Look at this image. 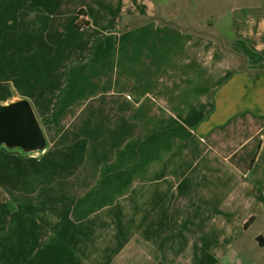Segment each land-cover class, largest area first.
<instances>
[{
    "label": "crops",
    "instance_id": "1",
    "mask_svg": "<svg viewBox=\"0 0 264 264\" xmlns=\"http://www.w3.org/2000/svg\"><path fill=\"white\" fill-rule=\"evenodd\" d=\"M252 1L214 16L232 28L219 24L216 35L160 15L170 12L157 3L172 0H126L130 9L116 14L141 10L142 21L77 48L63 115L79 104L86 152L79 167L67 165L95 189L65 212L80 252L66 264H241L246 223L264 213V0ZM248 2L255 11L241 8ZM79 9L82 33L93 21Z\"/></svg>",
    "mask_w": 264,
    "mask_h": 264
},
{
    "label": "rangeland",
    "instance_id": "2",
    "mask_svg": "<svg viewBox=\"0 0 264 264\" xmlns=\"http://www.w3.org/2000/svg\"><path fill=\"white\" fill-rule=\"evenodd\" d=\"M125 1L0 0V102L29 99L49 142V149L35 155L32 161L14 157L5 147L0 149V264H66L70 256L79 252L75 253L79 245L68 243L70 235L64 226L70 213L65 212L79 209L90 199L95 184L81 181L79 170L71 177L67 165L70 161L73 167H79L86 143L79 147V104L63 115L64 72L73 59L77 58L74 61L78 63L77 48L87 46L94 35L109 30L123 32L128 24L143 20L141 10L139 14H116L130 9ZM172 1L176 4L157 3V11L161 6L170 12H159L160 15L186 28H214L216 35L219 24L229 34L232 28L227 25L231 22L217 21L214 16L223 18L226 12L240 7L234 4L236 0ZM252 2L241 8L255 11L256 4ZM82 4L88 8L93 25L79 33L75 22ZM212 22L214 27L209 26ZM74 140L75 148H71L69 141ZM115 141H120V136ZM8 196L18 207L15 212L7 211ZM249 225L236 246L242 249L241 264H264V246L260 247L256 240L258 235L264 236V213ZM79 231L76 235L73 232L76 240ZM232 260L218 264H239Z\"/></svg>",
    "mask_w": 264,
    "mask_h": 264
},
{
    "label": "water",
    "instance_id": "3",
    "mask_svg": "<svg viewBox=\"0 0 264 264\" xmlns=\"http://www.w3.org/2000/svg\"><path fill=\"white\" fill-rule=\"evenodd\" d=\"M49 146L46 132L35 112L31 101L18 98L0 102V149L18 150L23 155L33 156L43 153ZM8 211L14 209L7 202ZM258 245L264 246V236L256 237Z\"/></svg>",
    "mask_w": 264,
    "mask_h": 264
},
{
    "label": "trees",
    "instance_id": "4",
    "mask_svg": "<svg viewBox=\"0 0 264 264\" xmlns=\"http://www.w3.org/2000/svg\"><path fill=\"white\" fill-rule=\"evenodd\" d=\"M252 219H253V218H252ZM252 219H251V220H252ZM251 220L248 221V222L246 223V226H248V225L251 223Z\"/></svg>",
    "mask_w": 264,
    "mask_h": 264
}]
</instances>
